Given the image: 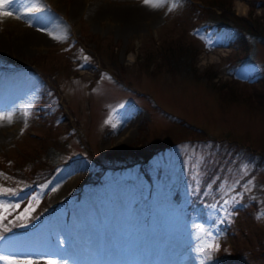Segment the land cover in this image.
<instances>
[{
  "label": "rangeland",
  "instance_id": "374dc122",
  "mask_svg": "<svg viewBox=\"0 0 264 264\" xmlns=\"http://www.w3.org/2000/svg\"><path fill=\"white\" fill-rule=\"evenodd\" d=\"M213 1L252 12L258 35L235 20L198 27L195 5L219 13ZM38 3L31 27L29 17L0 18V90L14 95L6 107L0 98V113H12L0 128V254L264 264V0ZM174 34L191 39L185 73L158 53ZM209 242L219 248L205 260Z\"/></svg>",
  "mask_w": 264,
  "mask_h": 264
},
{
  "label": "trees",
  "instance_id": "16d2710c",
  "mask_svg": "<svg viewBox=\"0 0 264 264\" xmlns=\"http://www.w3.org/2000/svg\"><path fill=\"white\" fill-rule=\"evenodd\" d=\"M189 2L191 0H188ZM221 2V3H220ZM220 2H212V5L215 7V9L219 10V13H216V11H210V15L208 14L209 11L206 9H203L204 12L201 11V7L199 4H196V9L198 8V15L199 17H195V22L198 27H206V26H222L225 25V22L228 20H235L236 22L233 24L234 26L240 28L242 31L247 32L251 35H258V32L256 31V28H254V25L252 23V12L248 16H236L230 11V6L225 7L223 5V1ZM253 8V7H251ZM237 21L243 22L244 24L241 26L238 24ZM201 28V29H202ZM255 30V31H254ZM175 37L171 38V42L167 45L166 48L158 49V53H160V56L164 55L166 58L167 63H169V66L172 67V69H176L182 73L188 72V66L190 62V58L188 57L187 52L191 48V39H186L184 36L180 34H174ZM195 40V37H193ZM261 40L264 42V36H261ZM172 43V44H171ZM174 43V44H173ZM172 47V49H171ZM191 50V49H190ZM178 67H177V66ZM49 88V85H47ZM41 91L44 90L43 86L40 85L38 87ZM262 159H260L259 162H261ZM41 161H38V165L35 169L31 171L30 174H32V177L35 181L34 185H37L41 179H38L39 176L37 175L39 170H42ZM51 170V169H49ZM21 171V170H20ZM26 180H29L27 176L23 177ZM257 255L256 258H262L264 257V253L261 249H257Z\"/></svg>",
  "mask_w": 264,
  "mask_h": 264
},
{
  "label": "snow or ice",
  "instance_id": "6c2138e0",
  "mask_svg": "<svg viewBox=\"0 0 264 264\" xmlns=\"http://www.w3.org/2000/svg\"><path fill=\"white\" fill-rule=\"evenodd\" d=\"M163 0H144V3L146 5H150L151 7H160L162 6ZM15 6V7H14ZM175 6V5H173ZM43 9L39 6L38 0H0V18H6V17H12L15 15L16 19H22L25 17H29V26H33L32 24V18L34 17V14L36 12H40ZM36 19H39L38 17H35ZM42 30V29H38ZM50 36H52L53 39H63L64 37H58L53 35L52 33H49ZM85 60H87V57H85ZM30 108H31V102L29 103L28 107L25 108L23 115L28 116L30 115ZM8 121L11 123L12 120V113H0V122ZM114 128L116 127L115 124L112 125ZM55 190V189H53ZM195 189L193 188L191 192L188 193L189 196L195 193ZM0 194H6L2 190H0ZM225 204L228 203V201H224ZM3 205H0V208H3ZM18 207V205L16 206ZM213 212L216 211V209L213 207ZM231 214L229 213V216ZM5 217L3 215H0V221H2ZM20 217H18L19 219ZM208 219L212 220V222H215L214 217L209 216ZM227 217L221 219V223L226 222ZM26 226V225H21ZM198 229L205 231L206 235L208 237L212 236V233L210 231H206L203 224H197L194 225ZM10 229L4 228L3 232H8ZM5 241V236L3 234H0V242ZM59 246H63L64 241L59 240L57 241ZM219 244L214 242H209L207 244L202 245V248L198 251L201 252V255L203 259L210 260L212 258L211 253L218 250ZM0 264H38V261H35L31 258H19L15 256H7L0 254ZM45 264H58V261L54 259H47Z\"/></svg>",
  "mask_w": 264,
  "mask_h": 264
},
{
  "label": "bare ground",
  "instance_id": "6f19581e",
  "mask_svg": "<svg viewBox=\"0 0 264 264\" xmlns=\"http://www.w3.org/2000/svg\"><path fill=\"white\" fill-rule=\"evenodd\" d=\"M78 9V8H77ZM79 10V9H78ZM131 11V10H130ZM151 11V10H150ZM150 11H148V13H147V19H152L153 17H154V12H150ZM109 12H111L110 10H108V9H103V8H101V10L98 12V14L100 13L101 15H103L102 13H104V14H106V13H109ZM98 14L96 15V14H94V16H93V19H96V17L98 16ZM98 18V17H97ZM140 20V19H139ZM139 22L140 21H136L135 20V23L133 24V26H131L130 28H134V30H136V29H138L137 28V25L139 24ZM135 26V27H134ZM130 31H133V30H130ZM39 41H42L43 39H45L46 41H47V39L42 35V36H40L39 35ZM28 39V38H27ZM37 41V40H36ZM28 44V43H27ZM21 49V48H20ZM2 86V85H1ZM16 89V92H19V89L20 88H15ZM0 94H1V90H0ZM5 95V94H4ZM14 95H10V96H4V98H3V94H1L0 95V98H1V100L2 99H4V102H3V107H6V105L5 104H8V102L9 101H13V99H12V97H13ZM5 97H6V99H5ZM7 99H9V101L7 100ZM0 100V101H1ZM2 103V102H1ZM1 113H7V111H6V108L4 109H2L1 110ZM8 121H3V122H0V128H3L5 125H6V123H7ZM119 231V230H118ZM117 231V232H118ZM102 253V252H101ZM113 262V261H112ZM118 262V261H117ZM172 262V261H171ZM116 264H119V263H116ZM142 264H145L144 263V261L142 260Z\"/></svg>",
  "mask_w": 264,
  "mask_h": 264
}]
</instances>
